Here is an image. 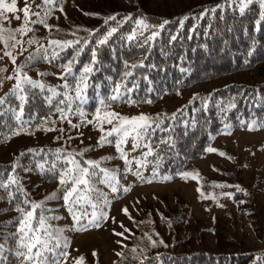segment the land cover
Here are the masks:
<instances>
[{"label": "trees", "instance_id": "obj_1", "mask_svg": "<svg viewBox=\"0 0 264 264\" xmlns=\"http://www.w3.org/2000/svg\"><path fill=\"white\" fill-rule=\"evenodd\" d=\"M127 1L130 7L120 5L106 7L102 5L93 12L89 11L91 16L78 15L76 18L68 17L67 22L64 24L54 23V28L46 41L41 44L28 45L30 49L26 50L17 64L23 62L29 52L36 49L38 45L47 46L48 41L51 39L66 40L85 37L87 36L85 29H98L102 34L103 31L107 30L104 23L105 17L113 13H121V16L117 17V20H121L123 14L133 13V19L120 24L118 31L110 38L108 45L98 46V63L94 65L96 70L89 77V87L86 89L88 100L83 107L88 114L87 119L91 120V113L94 112L98 103L97 93L101 97L106 98L114 82L119 81L121 73L126 70L125 62L130 66L143 60L144 67H137L133 70V75L125 83L127 87L133 89L130 94L133 100L147 101L151 99L152 102L129 104L127 97H125L121 102L110 103V108L114 111L124 107L135 108L140 110V113H144L153 119H156L157 114L161 118H164L165 114H167L163 127L168 130L166 132L157 130L153 136V141L159 142L162 138L170 136L175 146L165 144L161 145V148L157 150L160 152L161 160L157 178L152 180V182L161 181V177L164 175H170L174 179L179 176L176 173L187 171L194 160L201 158L207 153L206 148L211 147L215 138L223 132L248 128V124L253 121L256 122V126L253 129L264 128V80L254 83L230 81L209 91L196 93L175 110L164 108L150 113L142 111L144 107L151 108L158 104L166 96L181 94L194 84L215 81L224 76L253 70L257 66L264 64V27H258L254 23L258 15L256 5L250 6L243 15L238 10H233V8L226 5L223 10L224 18L221 19L220 9H216L214 13L209 11L204 17H200V13L205 8L211 9L215 5L222 3L223 0L190 4L181 11L169 13L152 11L140 0ZM136 16L146 17L147 22L151 25H158L164 19L170 22L165 25L164 29L159 30L160 34L154 40L145 43L152 29L146 31L135 25L134 19ZM184 16H187L188 19L184 20L183 26H181L180 18ZM109 26L115 27L117 25L116 22L109 21ZM133 28H137V34L132 41H129L126 37L127 34L132 32ZM140 33H143V35L141 36ZM4 35L6 36L8 33L5 32ZM173 35L177 37L175 40H171ZM90 44L94 45V39L90 40ZM75 47L73 45L64 50L55 49L54 46L48 47L49 61L38 58L37 61L30 63L23 71L34 79L43 80L48 85H62L63 81L58 76L63 71L60 65L68 62L73 55ZM53 50L58 52L56 59H51ZM250 50L251 54H249ZM42 56L43 50L40 52V57ZM77 59L79 63L74 64L73 72L78 75L80 67L84 63L90 62L91 47L85 46L84 51ZM4 62H1L0 59V67L8 68L6 61ZM36 69L48 71L51 74L40 77L37 76ZM10 71L12 72V70ZM8 74L4 73V75ZM108 77H112L111 82L107 79ZM68 82L74 86L72 76H68ZM133 82L137 87H133ZM4 85L0 87V96L8 92L12 84H9L6 88ZM97 85H99V88H97ZM149 89H152V91H149ZM33 91L39 93V89H33ZM59 91L62 92L63 88H60ZM43 95H48L46 90L43 94L30 98L25 105L23 120L29 121V124L25 126V131L20 132L19 135L12 134L13 130L18 127V122L14 119L12 112L7 111L10 105L18 111L19 102L13 96H9L7 98L8 103L0 106V108L5 109L4 112H0V146L21 135L45 136L55 133L53 139L44 143H34L23 148L9 161L0 160V178L6 180L10 172L16 175L27 193L26 198L34 201L42 200L46 194L56 189L58 184V180L47 179L36 168L38 162L43 163L45 169L51 167L52 163L55 162L59 169L60 167H65L66 162L56 159L55 149L62 148L68 151L75 149L79 151L96 143L89 145L75 143L77 128L69 130L67 120L63 124L57 120L56 131H45L43 128L37 129L35 123L39 122V119L33 121L31 119L33 116L47 118L51 112V119L56 120L59 115L53 110L58 100L54 98L53 104L48 105L45 103ZM190 101L191 103H189ZM230 104L234 105V107H229ZM178 109H180L179 112L177 111ZM172 113H176L175 119L171 118ZM69 119L72 120L73 124L79 122L78 115H70ZM242 121L243 123H241ZM85 125L87 124H81V127ZM169 125H171L170 128ZM225 125H228L227 130H225ZM48 126L51 127L50 124ZM61 127L65 129L63 133L58 131ZM104 127L109 128L111 125L105 124ZM57 136H72L73 139L70 141L57 139ZM210 136L211 139L209 138ZM109 139L113 140V143L103 146L107 147V150L104 151L102 150L103 147H97L95 150L85 152L84 159L99 160L103 156L115 157L114 136L109 137ZM131 142V137H129L124 145L126 151H128ZM155 142L153 143V148H156ZM29 148L36 151L34 153L27 152L26 150ZM142 151L144 149L138 148L136 150L138 154L133 156L139 157ZM21 152H24L25 155L20 157L18 166L13 172L12 164ZM64 154L65 152H61L59 155ZM77 159H80V157H77ZM147 159L151 163L143 168L142 175L150 177L155 163V153L153 156L147 157ZM122 161L119 158L100 161V167L108 168L110 171L120 169V171L116 172V181L118 182V191L116 193H113L107 184L100 183L98 178H93L92 184L98 191L91 193V199L97 207L93 209L92 205L87 203L73 206V211L76 215L86 214L81 221L85 225L86 230L97 228L87 225V220L91 217L93 211L99 213L103 210L108 214L112 203L129 192V175H131V178H135V183H149L140 182L132 172L124 173L122 171L124 167V163H121ZM81 163H83L82 160ZM24 168H29L31 171L25 172ZM135 168V161H133V171ZM125 188L128 190L125 191ZM11 190L15 194V200L10 204L6 191L0 189V196L4 197V199H0V243H4L5 237H7L6 247L14 248L15 238L8 234L15 233L18 224V220L15 218L20 213L15 211V204L20 203L22 207L29 209L31 205H23L22 201L25 196L16 192L15 185L12 186ZM232 196L240 200L241 195L234 193ZM105 199L108 200L106 205L103 203ZM5 208L10 210L3 211ZM41 210L40 207L35 210L37 219L41 214ZM43 214L45 216L60 217V219H49L47 222L55 227L64 229L62 235L68 238L69 248L73 239L81 232L86 231L70 229L74 221L69 214L68 208L64 205L62 197L46 201L43 206ZM164 220L166 219L164 218ZM8 221H11V223H8ZM104 222L105 220H101L100 226ZM135 225L138 227L136 222ZM138 228L140 230L133 233L132 238L121 251L123 256H119L112 264H139L140 260H144L145 264H264V244L258 247H249L245 242H242L238 249L221 251L209 250L205 247L199 249L185 247L178 249L182 245L178 246L176 242L170 240V237H165V232L159 225L157 228H151L146 225ZM138 232L140 234L142 232L148 233L157 241L161 240L156 235L160 233L164 237V245L160 243L152 245L147 237L139 239ZM176 238L182 244L183 242L185 243L184 237ZM5 256L8 264H18V261L10 252H5ZM133 256L138 259H133Z\"/></svg>", "mask_w": 264, "mask_h": 264}, {"label": "snow or ice", "instance_id": "obj_2", "mask_svg": "<svg viewBox=\"0 0 264 264\" xmlns=\"http://www.w3.org/2000/svg\"><path fill=\"white\" fill-rule=\"evenodd\" d=\"M52 4L53 0H42V3L35 5V7L41 8ZM226 5L230 8H233V10H238L241 15H243L250 6L256 5L258 8V15L254 23L258 27H264V0H223L222 3L215 5L211 9L205 8L204 11L200 13V17H204L205 14L209 11L214 13L216 9H220V18L223 19V10ZM21 12L23 13V23L20 24L18 28H5L3 24L0 23V43H3L4 45V48L2 50L3 57H0V59L7 57L13 65L12 72L8 75H4V73L7 72V68L0 67V87H3L6 81H14L8 92H6L3 96H0V106L8 103L7 98L9 96H13L15 100L19 102L18 111L11 105L7 109V111L12 112L14 119L18 122V127L13 130L12 134L19 135L20 132L25 131V126L29 124V121L23 120L25 105L29 102L30 98H35L36 95L43 94L46 90L48 95H43L45 103L48 105H52L54 98L57 99L58 102L56 103L53 110L56 113H59V115L56 120L51 119V112L49 113V116L47 118H37L33 116L31 118L33 121L39 119V122L35 123V127L37 129L43 128V130L45 131H56L57 120H59L61 124H63L64 121L67 120L69 130H71L72 128L78 129L81 124H92L95 128H98L100 135L95 145L86 146L79 151L75 149L70 151L62 148L55 149V153L57 154L56 159L65 161V167H60L58 169L56 163L53 162L51 167L45 169L43 163L38 162L36 164V168L39 169L47 179L58 180L56 189L46 194L40 201L27 199V193L24 191L23 185L20 184L19 178L16 175H13L11 172L8 174L6 180L0 178V189H4L6 191L7 198L10 204L13 200H15V194L11 190L12 186L15 185L16 192L25 196V199L22 201L23 205H31L29 209L26 207H22L20 203L15 204V211L20 213V215L15 218L16 220H18V224L16 226V232L8 234L15 238V247H6L7 237H5V242L0 243V264H8L5 252H10L18 261V264H64V262L69 258V241L67 237L62 235L64 229L55 227L47 222L49 219H60V217L45 216L43 214V206L45 202L52 199H60L62 197L64 205L68 208L69 214L72 216V219L74 221V224L70 226V229L84 231L86 230V227L83 223H81V221L84 219V216L86 214H81L79 216L76 215V213L73 211V206L76 204L87 203L91 204L93 209L97 207V205L93 203L91 199V193L93 191H98L92 184L93 178H98L100 183L107 184L111 188V191L113 193H116L118 191L116 172L120 171V169L110 171L108 168L100 167V161L111 160L113 158L122 159L124 161V167L122 169L124 173L132 172V174L140 182L150 183L152 182V180H155L157 178L159 163L161 160L160 152H158L157 150L161 148V145L171 144L173 147L175 145L170 136L162 138L161 140H159V142L153 141V136L155 135L157 130H159L160 132H166L168 130L163 127L164 120L167 119V114H165L164 118H161L159 114H157L156 119H153L152 117L144 113L129 117L121 115L120 113L111 110L110 108V103L121 102L125 97H127V102L129 104L139 102H152L151 99H148L147 101L133 100L130 96L133 89L127 87V84L125 83V81H127L129 77L133 75V70H135L137 67H144L143 60L139 61L138 63L131 64L130 66L127 62H125L126 70L121 73V79L117 82H114L113 87L111 88V91L106 98L101 97L99 93H97L98 103L94 112L91 113V120L87 119L88 114L83 107V105L86 104L88 100L86 89L89 87V77L96 70L94 68V65L98 63V46L108 45L110 43V38H112L113 34L118 31V27L120 26V24H122L124 21L133 19V13L123 14L121 20H117V17L121 16V13H113L105 17L104 23L107 30L103 31L102 34L98 29H85V31L87 32V36L85 37H76V39L66 40L51 39L48 41L47 46L38 45L36 49H34L32 52H29L28 56L23 62L17 64V56L21 55L27 50L24 45L27 44L30 46L38 42L34 36L27 39V41L17 39L16 33H19L20 37H23L25 33L34 31V29L29 27L30 24H42L45 28L51 27V25L46 22L47 15L49 14L50 9L49 12L45 13L44 17H41L39 11H31V5L28 0H25L22 8H19L17 6V0H0V21L10 22V17L8 15H5V13L13 14L15 19L20 20ZM32 15H35L37 19L30 20V16ZM186 19H188L187 16L180 18L181 26H183V22ZM109 21L116 22L117 26H109ZM169 22V20L164 19L158 25H151L147 22V18L144 16H136L134 19L135 25L139 26V28H142L146 31L152 29L150 31V34L147 36L145 43L154 40L160 34L159 30L164 29L165 25L169 24ZM5 32L8 33L7 36L4 35ZM136 34L137 28H133L132 32L127 34V40L132 41L135 38ZM73 35H75V33H73ZM140 35L142 36L143 33H140ZM121 38L123 39V37ZM176 38L177 37L175 35L171 36V40H175ZM92 39H94V45L90 44V40ZM9 41L12 42L9 43ZM18 45L19 49L14 55L13 50L17 49ZM73 45H75L76 47L73 49L72 57L66 64L60 65L63 71L60 72L58 76L63 81L62 85H48L43 80L34 79L30 75H28L27 72L23 71L26 67H28L30 63L37 61L38 58H42L44 61H49L50 57L48 54V47L54 46L55 49L64 50ZM85 46L91 47V59L90 62L84 63L83 66L80 67L79 74L77 75L73 72V67L74 64L79 63L77 58L84 51ZM41 50H43L42 57H40ZM249 54H251V50ZM57 56L58 52L56 50H53L51 53V59H56ZM36 74L37 76L43 77L51 73H49L48 71H40L39 69H36ZM68 76L73 77L74 86L72 84H69ZM107 79L110 82L112 81V77H108ZM133 87H137L134 82ZM60 88H63L62 92L59 91ZM97 88H99V85H97ZM33 89H39V93L34 92ZM149 91H152V89H149ZM189 103H191V101ZM229 107H234V105L230 104ZM4 111L5 109L0 108V112ZM177 111L179 112L180 109H178ZM70 115H78L79 122L73 124L72 120L69 119ZM175 117L176 113H172L171 118L175 119ZM241 123H243V121ZM49 124L51 125V127L48 126ZM105 124L111 125V127L105 128ZM255 126V121L248 124L249 130H252ZM170 127L171 125H169V128ZM227 128L228 125H225V130H227ZM58 131L60 133H63L65 129L61 127L58 129ZM80 135H82V133H80ZM113 136L116 151L115 157L103 156L99 160L84 159L85 152L95 150V148L97 147H103L105 144H112L113 140L109 139V137ZM129 137H131L132 147L131 149L126 151L124 145L127 143ZM56 138L66 139L69 141L73 139L72 136H57ZM209 138L211 139V136ZM154 142L156 143V148H153ZM138 148L144 149V151L141 152V155L139 157L133 156L129 158L128 152H134ZM26 151L34 153L36 150L29 148ZM206 151L217 152L218 149L209 146L206 148ZM61 152H65V154L59 155ZM154 153L155 163L152 168L151 176L145 177L144 175H142V170L149 163H151V161H149L147 157L153 156ZM24 155L25 153L21 152L19 156L16 157V161L12 164L13 172L18 166L20 157ZM219 155L224 156L225 153L219 152ZM77 157H80V159H77ZM81 160L83 161V163H81ZM133 161H135L136 165L134 171L132 169ZM23 170L25 172L31 171V169L29 168H24ZM176 174L185 179L191 177V179L193 180H198L197 174H194L193 172L183 171ZM161 178L163 180L171 179V177L168 175H164ZM127 190L128 189L125 188V191ZM197 191L200 192V189L197 188ZM200 194L201 197L204 198V193L201 192ZM224 195L231 196L232 193H224ZM0 199H4V197L0 196ZM103 203L105 205L108 204V200L105 199ZM38 207H40L42 210L37 219L35 216V210ZM8 210L10 209H3V211ZM122 211L125 213V215L129 216V219H132L127 207H124ZM106 219H108L107 212H104L103 210H101L99 213L93 211L91 217L87 220V225L89 227H99L100 221ZM8 223H11V221H8ZM121 228H124V225L122 223ZM113 231L117 236L124 235V232H115V230ZM124 231L126 232L129 230L127 228H124ZM145 236L152 245H156L157 243H164L163 240L157 241L152 239V237L148 235V233H145ZM133 251L135 250L133 249ZM92 255H97L95 250H93ZM116 255L122 257L123 253L117 252ZM133 259L138 258L136 256H133ZM83 262L84 257L82 255L75 257L73 260V264H83ZM139 264H145V261L140 260Z\"/></svg>", "mask_w": 264, "mask_h": 264}, {"label": "rangeland", "instance_id": "obj_3", "mask_svg": "<svg viewBox=\"0 0 264 264\" xmlns=\"http://www.w3.org/2000/svg\"><path fill=\"white\" fill-rule=\"evenodd\" d=\"M140 1L152 11L169 13L181 11L190 4L211 0ZM24 2L25 0H17V6L22 8ZM28 2L31 11H39L41 17H44L50 9L46 22L51 27L30 24L29 27L34 31L25 33L23 37L16 33L17 39L24 41L34 36L38 44L46 41L54 28V23L64 24L68 17L91 16L89 11L93 12L102 5L130 7L127 0H53L52 5L41 8H36L35 5L41 4L42 0H28ZM5 15L10 17V22H1L5 28L15 29L23 23L22 12L20 20L15 19L13 14L5 13ZM36 19L35 15L30 16V20ZM24 47L30 49L27 44ZM3 48V43H0L1 57H3ZM18 49L19 45L13 50L14 55ZM25 52L17 56L16 63ZM4 61L8 64L5 72L8 74L13 69V65L7 57L1 59V62L5 63ZM262 80H264V64L253 70L224 76L215 81L194 84L181 94L166 96L158 104L151 108L144 107L142 111L150 113L164 108L175 110L198 92L209 91L230 81L254 83ZM12 83L14 81H6L4 87ZM116 112L129 117L140 114V110L129 107L117 109ZM54 135L55 133L45 136H18L0 146V160L9 161L21 149L34 143H44L53 139ZM98 137V128L87 124L77 129L74 142L79 145H89L95 143ZM131 147L132 142L128 150ZM211 147L218 151L207 152L201 158L194 160L187 170L197 174L198 180L178 176L174 179L138 184L134 182L135 178L129 175V192L112 203L108 219L101 226L81 232L73 239L68 250L69 258L64 264H73L74 258L81 255L84 257L83 264H112L119 257L116 253L123 250L133 233L140 230L138 227L142 225L151 228H157L159 225L164 230L165 237H170V240L176 242L178 246L182 245L178 249L205 247L214 251L234 250L238 249L242 242L249 247L262 246L264 244V128L252 130L243 128L223 132L215 138ZM107 149V147L102 148L104 151ZM219 152H224L225 155L221 156ZM134 154L138 152L129 151V158ZM201 192L204 193V198L201 197ZM224 193L240 194V200ZM124 207L128 208L132 219L122 211ZM121 223L129 231L125 232L124 228H121ZM113 230L124 232V235L117 236ZM138 233L139 239L146 237L145 232ZM157 237L161 240L164 238L160 233ZM176 237H184L185 243L182 244ZM93 250L97 253L96 256L92 255Z\"/></svg>", "mask_w": 264, "mask_h": 264}]
</instances>
